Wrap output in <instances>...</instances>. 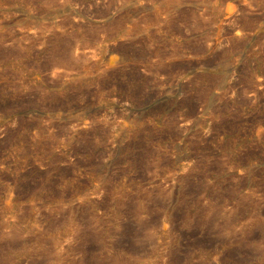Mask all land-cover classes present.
Returning a JSON list of instances; mask_svg holds the SVG:
<instances>
[{"label": "rangeland", "instance_id": "rangeland-1", "mask_svg": "<svg viewBox=\"0 0 264 264\" xmlns=\"http://www.w3.org/2000/svg\"><path fill=\"white\" fill-rule=\"evenodd\" d=\"M0 264H264V0H0Z\"/></svg>", "mask_w": 264, "mask_h": 264}]
</instances>
